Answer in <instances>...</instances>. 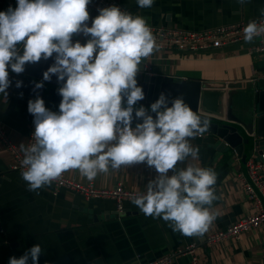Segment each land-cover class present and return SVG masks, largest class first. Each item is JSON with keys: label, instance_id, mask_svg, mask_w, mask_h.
I'll return each instance as SVG.
<instances>
[{"label": "clouds", "instance_id": "9594fccd", "mask_svg": "<svg viewBox=\"0 0 264 264\" xmlns=\"http://www.w3.org/2000/svg\"><path fill=\"white\" fill-rule=\"evenodd\" d=\"M151 8L154 0H136ZM247 0H238L243 6ZM90 0H17L15 8L0 11V93L10 86L8 66L17 74L26 63H55L43 74L44 81L56 74L63 82L59 112L46 108L43 98L30 100L34 116L33 141L20 144L21 176L30 191L39 194L66 171L76 169L93 181L110 169L119 170L146 163L156 176L146 190L133 193L131 202L145 215L169 223L174 232L202 237L217 214L210 211L216 194L217 173L212 168L179 164L197 158L199 148L190 139L203 136L209 120L194 112L183 96L169 101L161 93L150 105L135 108L145 97L138 86L142 60L159 45L147 18L133 16L113 5L99 9L92 21ZM264 16V7L259 9ZM89 37L86 43L73 35ZM244 42L264 36V22L250 21L243 29ZM18 45L23 46V54ZM65 78H67L65 80ZM21 81H17L20 87ZM35 87H43V81ZM126 97V106L123 105ZM170 103V106H169ZM142 122L132 126L133 111ZM171 171V174H169ZM40 244L9 264H39Z\"/></svg>", "mask_w": 264, "mask_h": 264}, {"label": "crops", "instance_id": "0c3cea01", "mask_svg": "<svg viewBox=\"0 0 264 264\" xmlns=\"http://www.w3.org/2000/svg\"><path fill=\"white\" fill-rule=\"evenodd\" d=\"M114 1L133 16L147 18L149 25L182 30H205L251 20L260 17L259 9L264 7V0H247L243 6L238 0H154L151 8H140L136 0ZM9 6L15 8L17 0H0V11ZM88 11L87 23L91 26L97 14L89 8ZM88 39L82 33L73 35V43H86ZM258 40L194 52L157 50L142 60L138 72L199 81L201 105L211 110L220 105L226 117L231 102L232 113L247 121L252 94L258 85L264 87V56L251 52ZM207 96L214 104L218 98L217 106L206 104ZM45 106L59 112V104ZM31 116L28 102L7 92L0 93V126L19 149L20 144H26L28 127L34 121ZM241 134L246 136L243 130ZM252 139L248 156L254 148ZM189 142L199 148V154L178 167L192 164L217 173L214 188L220 198L210 207L217 216L202 237L174 232L168 222L145 216L131 200L125 201L123 211L118 213L115 202L109 198L86 200L64 188L54 196L52 185L41 188L39 194L30 191L21 172L9 168L14 159L0 143V264H9L11 257H21L36 244L42 247L39 264H146L190 242L197 244L195 253L200 264H264V225L243 232L237 239L229 237L213 244L205 241L208 234L255 213L256 209L242 190L239 175L245 173V165L233 149L221 146L218 137L209 132ZM256 157L264 173V155ZM65 175L96 188L120 184L125 189L141 191L156 172L141 163L110 169L93 181L76 169L66 171ZM28 264H32L31 258ZM170 264H191L190 257L177 255Z\"/></svg>", "mask_w": 264, "mask_h": 264}, {"label": "built area", "instance_id": "2783aa9c", "mask_svg": "<svg viewBox=\"0 0 264 264\" xmlns=\"http://www.w3.org/2000/svg\"><path fill=\"white\" fill-rule=\"evenodd\" d=\"M113 5L128 12V10L122 8L114 0H90L88 8L98 15L99 9ZM250 21H256L257 23L264 22V16L205 30H182L161 26L155 27L152 25H150V27L156 39V43L159 45L158 51L174 49L182 52H194L223 47L229 44L244 41L243 29ZM257 38H259L258 43L251 48V52H259L264 56V36ZM261 77L264 79V73ZM34 129L35 124L34 121H32L28 127L25 146H28L33 142L31 138ZM0 143L10 151L14 159L9 168L11 170L21 172V160L23 159V153L8 139L1 126ZM256 154L259 156L264 155V153H258L257 146L255 145L246 160L245 173H240L239 175L242 190L253 203L256 212L239 218L224 229L208 234L205 239L207 244L218 243L219 241L229 237L237 239L243 232L251 228L264 225V173L262 172V163L258 161ZM51 185L52 194L54 196L59 193L60 189L64 188L80 194L86 200L91 198L112 199L115 202V209L118 213L123 211L124 202L131 200L130 197L133 193L146 190H128L123 188L120 184L113 188H96L91 183L74 181L68 178L65 173ZM196 248L197 244L195 242H190L185 246L175 248L167 254L162 255L161 257L146 264H170L172 259L177 255H187L190 257L191 264H200L199 258L195 253Z\"/></svg>", "mask_w": 264, "mask_h": 264}, {"label": "water", "instance_id": "95a60500", "mask_svg": "<svg viewBox=\"0 0 264 264\" xmlns=\"http://www.w3.org/2000/svg\"><path fill=\"white\" fill-rule=\"evenodd\" d=\"M19 53L23 54V46L18 45ZM55 53L47 60L41 58L36 63H26L22 73H15L11 70L9 64V80L10 86L6 92L13 94L18 98L29 103L30 100L43 98L45 105L48 103L59 104L62 96L58 94L59 87L62 86L56 74L51 76V79L44 81V72L55 63ZM138 86H142L145 93L143 100L138 101L135 108L144 106L149 110V113L155 116V113L150 112V105L155 102L161 93H164L169 101L178 96H183L185 102L198 114H203L209 120V132L218 137L220 145L230 147L236 153L245 165L248 158V149L250 141L254 137V146H257L258 153L264 150V87L257 86L252 94L253 105L246 111L247 121L235 116L231 110V102L227 110L226 117L223 116L221 106L218 105L215 110H211L200 104L202 84L195 80H184L165 77L161 75H151L148 73H137ZM67 78H65L66 80ZM17 81H21L20 87H17ZM43 81V87L36 88L38 82ZM126 106V97L122 102ZM170 106V103H169ZM34 119V116H31ZM142 122V118L135 117V109L133 111L132 126ZM246 133V136L241 134V131ZM2 225L0 223V231Z\"/></svg>", "mask_w": 264, "mask_h": 264}, {"label": "rangeland", "instance_id": "374dc122", "mask_svg": "<svg viewBox=\"0 0 264 264\" xmlns=\"http://www.w3.org/2000/svg\"><path fill=\"white\" fill-rule=\"evenodd\" d=\"M205 103L208 104L209 106H214V105L217 106V104H218V98H216V100H215V104H214L213 99H210V98H208V96H207V98H206V100H205ZM216 106H215V107H216Z\"/></svg>", "mask_w": 264, "mask_h": 264}]
</instances>
